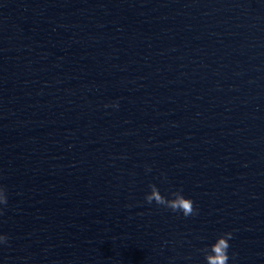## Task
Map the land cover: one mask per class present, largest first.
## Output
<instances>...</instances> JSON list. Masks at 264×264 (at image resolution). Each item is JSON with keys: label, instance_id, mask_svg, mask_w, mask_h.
Instances as JSON below:
<instances>
[{"label": "clouds", "instance_id": "clouds-1", "mask_svg": "<svg viewBox=\"0 0 264 264\" xmlns=\"http://www.w3.org/2000/svg\"><path fill=\"white\" fill-rule=\"evenodd\" d=\"M150 171V169H149ZM150 193L145 195V201L148 204L155 202L157 205L164 206L171 209L173 212H180L185 217L196 214L197 210L194 208L193 201L190 198H186L183 195L182 189H177L171 193L172 198H167L161 194L155 184L149 185ZM8 203L6 189L0 186V206H6ZM3 213V209L0 208V214ZM232 239L231 232H225L216 241L208 247L201 249L204 254V260L206 264H228L230 248L229 240ZM8 237L0 234V244H6Z\"/></svg>", "mask_w": 264, "mask_h": 264}]
</instances>
